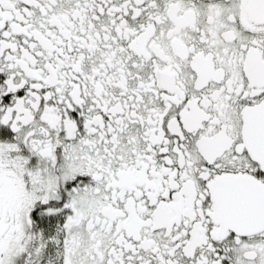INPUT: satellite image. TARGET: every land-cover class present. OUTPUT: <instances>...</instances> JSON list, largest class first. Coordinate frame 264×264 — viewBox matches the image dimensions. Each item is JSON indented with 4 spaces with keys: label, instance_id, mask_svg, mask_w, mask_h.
<instances>
[{
    "label": "snow or ice",
    "instance_id": "1",
    "mask_svg": "<svg viewBox=\"0 0 264 264\" xmlns=\"http://www.w3.org/2000/svg\"><path fill=\"white\" fill-rule=\"evenodd\" d=\"M0 264H264V0H0Z\"/></svg>",
    "mask_w": 264,
    "mask_h": 264
}]
</instances>
